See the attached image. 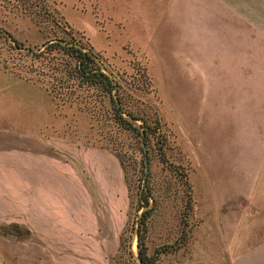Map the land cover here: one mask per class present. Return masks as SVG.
Listing matches in <instances>:
<instances>
[{
    "label": "rangeland",
    "instance_id": "obj_1",
    "mask_svg": "<svg viewBox=\"0 0 264 264\" xmlns=\"http://www.w3.org/2000/svg\"><path fill=\"white\" fill-rule=\"evenodd\" d=\"M11 36L76 45L114 87ZM117 97L153 132L148 180ZM0 134V264H142L145 209L155 264H264V0H0Z\"/></svg>",
    "mask_w": 264,
    "mask_h": 264
},
{
    "label": "trees",
    "instance_id": "obj_2",
    "mask_svg": "<svg viewBox=\"0 0 264 264\" xmlns=\"http://www.w3.org/2000/svg\"><path fill=\"white\" fill-rule=\"evenodd\" d=\"M11 38L14 41L15 48H17L19 50L18 52L22 51L23 53L26 52V53L33 54L34 48H38V49H40L38 53L47 55V54L51 53V51L53 49H56L58 51L62 49L70 57V59L55 60V62H53L52 65H49V68L47 70H45V68H42L43 73H48L49 70H52L51 73H58V72L62 73V71L75 72V73H78L79 77L81 78V80L84 83H87L88 85L93 86L94 88H97L100 91H105L107 93H110L112 88L114 87L109 76L101 70V66L98 63V60L95 57V55L82 50L80 47H77L76 45L67 44L68 42L61 43V42H59V40H56V41L46 40L41 44L43 46V48H41V45H37V46L24 45L17 38H15L13 36H11ZM60 39H62V38H60ZM51 56L53 57V55H51ZM73 59H75V60H73ZM14 71L17 72V70H14ZM58 80L59 81L57 82V84H55V83L53 84L52 89L56 86H58V87L61 86L62 81H61V79H58ZM114 102H115L114 109L117 113L116 119L119 122V124L123 128L137 132L139 135H141L142 140H144L145 145H146L149 133H153V132L151 130H149L147 126H145V121H146L145 118H143L142 116H135L134 114L130 113L129 111L127 112L128 114H130V117L132 119H141L142 120L143 125L145 127L144 128H138L135 121H133L130 118L125 117L121 114L124 110L122 109L121 105L117 104V103L121 102L120 97L119 98L117 97L114 100ZM153 121H154L153 130L155 132L161 126V121H160V118L158 117L157 114H155ZM157 135H158L157 142L160 143L159 150H160V153L163 154L164 149H163V146L161 144L165 141V135L162 132H158ZM142 140H141V144H142ZM148 151L149 150L146 147L147 157H148ZM141 152L143 155V158L141 159V165L143 167L142 178L144 177L148 180L150 173H149V170H147V171L145 170L144 147H143V149H141ZM180 174L185 179L186 173L183 170L180 172ZM128 187H129V184H128ZM143 190H144L143 202H144V204L147 205L149 202L148 199H149V195H150V193H147V191H151L150 186L147 183H145ZM146 211H147V209L143 210L142 217H141L142 222H141L140 226H138V228H137L138 258L142 264H155V256L147 253L146 246L143 243V237H144V235H143V230H144L143 219H144V215L146 214ZM11 227L13 228V227H21V226L18 224H12ZM25 231H27V233H29L28 229ZM1 233H2V231H1ZM125 239H126V237L121 234L120 235V245L123 244V241H125Z\"/></svg>",
    "mask_w": 264,
    "mask_h": 264
},
{
    "label": "crops",
    "instance_id": "obj_3",
    "mask_svg": "<svg viewBox=\"0 0 264 264\" xmlns=\"http://www.w3.org/2000/svg\"><path fill=\"white\" fill-rule=\"evenodd\" d=\"M24 140L27 141L28 143L30 142V140L28 138H25ZM3 141L7 142L10 145H14L11 143V141H14V140H12L10 137L5 138V140H4V136L0 134V157H2L3 146L1 144L3 143ZM33 143L35 144V141H33ZM29 144H31V143H29ZM36 146L38 147V144H36Z\"/></svg>",
    "mask_w": 264,
    "mask_h": 264
},
{
    "label": "water",
    "instance_id": "obj_4",
    "mask_svg": "<svg viewBox=\"0 0 264 264\" xmlns=\"http://www.w3.org/2000/svg\"><path fill=\"white\" fill-rule=\"evenodd\" d=\"M144 134V133H143ZM142 145L144 147V151H145V155H144V164H145V170L147 171L148 170V157L146 155V145H145V142L144 140H142Z\"/></svg>",
    "mask_w": 264,
    "mask_h": 264
}]
</instances>
